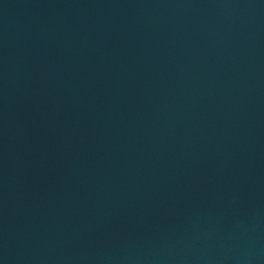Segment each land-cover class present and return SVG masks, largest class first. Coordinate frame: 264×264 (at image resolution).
I'll return each mask as SVG.
<instances>
[{"label":"water","instance_id":"obj_1","mask_svg":"<svg viewBox=\"0 0 264 264\" xmlns=\"http://www.w3.org/2000/svg\"><path fill=\"white\" fill-rule=\"evenodd\" d=\"M0 264H264V0H0Z\"/></svg>","mask_w":264,"mask_h":264}]
</instances>
